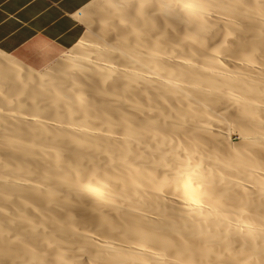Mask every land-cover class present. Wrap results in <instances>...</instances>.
I'll return each mask as SVG.
<instances>
[{"label": "bare ground", "instance_id": "1", "mask_svg": "<svg viewBox=\"0 0 264 264\" xmlns=\"http://www.w3.org/2000/svg\"><path fill=\"white\" fill-rule=\"evenodd\" d=\"M82 12L41 71L0 52V264H264V0Z\"/></svg>", "mask_w": 264, "mask_h": 264}, {"label": "crops", "instance_id": "2", "mask_svg": "<svg viewBox=\"0 0 264 264\" xmlns=\"http://www.w3.org/2000/svg\"><path fill=\"white\" fill-rule=\"evenodd\" d=\"M91 1L0 0V52L14 54L37 42L69 50L84 33L79 17ZM63 53L52 56L42 68ZM26 67L33 71L42 69Z\"/></svg>", "mask_w": 264, "mask_h": 264}, {"label": "rangeland", "instance_id": "3", "mask_svg": "<svg viewBox=\"0 0 264 264\" xmlns=\"http://www.w3.org/2000/svg\"><path fill=\"white\" fill-rule=\"evenodd\" d=\"M97 1L99 2V0H92L90 2L91 4L89 3V5L84 8L82 13H88L91 10V8L97 3ZM79 19L84 26V33H83V36H84L86 34L88 26H87V23L85 22L83 14L80 15ZM62 52H64L62 54L64 55L65 53L68 52V50L66 51L65 49H60L58 47H55L47 43L37 42V43L30 44V45L23 47L21 50H19L18 52L14 54H5V55H7L8 57L14 60H17L18 62L22 63V65L24 64L31 68L38 69V68H42L43 65L49 62L52 56L58 53H62ZM60 58L61 56H59L54 61H58ZM41 70H43V68ZM41 70H38V71H41ZM230 135H231L230 136L231 141L229 143L232 145L239 144L238 142L240 140H239L237 133L235 131L233 133V131L230 130Z\"/></svg>", "mask_w": 264, "mask_h": 264}]
</instances>
